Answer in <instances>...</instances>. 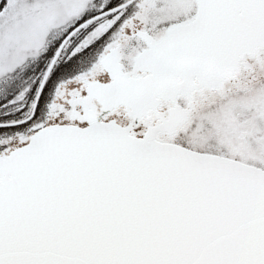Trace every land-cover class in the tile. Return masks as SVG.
Masks as SVG:
<instances>
[{
  "label": "snow or ice",
  "instance_id": "obj_1",
  "mask_svg": "<svg viewBox=\"0 0 264 264\" xmlns=\"http://www.w3.org/2000/svg\"><path fill=\"white\" fill-rule=\"evenodd\" d=\"M0 264H264V0H0Z\"/></svg>",
  "mask_w": 264,
  "mask_h": 264
}]
</instances>
